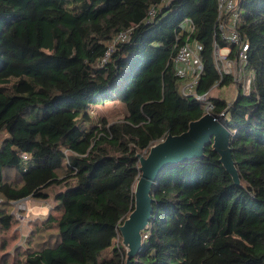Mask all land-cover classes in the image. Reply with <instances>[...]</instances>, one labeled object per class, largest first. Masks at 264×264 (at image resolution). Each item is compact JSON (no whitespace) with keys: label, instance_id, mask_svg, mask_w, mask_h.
<instances>
[{"label":"trees","instance_id":"16d2710c","mask_svg":"<svg viewBox=\"0 0 264 264\" xmlns=\"http://www.w3.org/2000/svg\"><path fill=\"white\" fill-rule=\"evenodd\" d=\"M238 2L253 78L231 103L210 102L227 113L239 186L210 145L163 168L129 264H264V0ZM217 19L216 0H0V230L16 226L15 202L51 197L54 209L22 242L21 264H126L118 228L134 207L137 155L204 115L181 94L176 51L201 46L196 94L233 83L216 68V47L237 50ZM106 101L120 120L92 117Z\"/></svg>","mask_w":264,"mask_h":264},{"label":"water","instance_id":"95a60500","mask_svg":"<svg viewBox=\"0 0 264 264\" xmlns=\"http://www.w3.org/2000/svg\"><path fill=\"white\" fill-rule=\"evenodd\" d=\"M226 111L220 115L204 114L188 125L180 135H167L162 141L152 145L147 154L137 155L139 177L134 186V207L119 226L121 245L126 253V264L142 248V231L146 229L152 216L151 188L160 171L168 165L201 159L206 146L218 155L233 183L239 186L238 172L232 159L230 148L231 132L223 125Z\"/></svg>","mask_w":264,"mask_h":264},{"label":"built area","instance_id":"2783aa9c","mask_svg":"<svg viewBox=\"0 0 264 264\" xmlns=\"http://www.w3.org/2000/svg\"><path fill=\"white\" fill-rule=\"evenodd\" d=\"M216 1L218 12L217 27L221 37L228 45L234 46L237 49L233 57H231L230 52L228 53L229 55L223 54L221 53V50L224 48L219 49L216 47L214 51L216 68L221 75L231 76L233 82L232 85L235 86L237 90L240 89L243 94H247L249 92L253 74L246 69V52L248 50V46L246 44L241 45L238 33L236 31V24L239 17V2L238 0ZM126 39V34L121 33L117 35L116 39L114 40V44L125 41ZM200 50L201 46L197 43L194 45L185 44L181 46L176 51L173 58V72L174 75L180 79H188L187 82H184V85L181 88V94L191 97L193 100H195V102L200 104L203 108L204 114L214 115L212 113L213 105L210 102V97H215L212 95V90L215 89L217 85L213 86L209 92L203 95H198L195 91L203 70L200 58L198 56V52ZM223 122V125H225V120ZM26 158L27 157L25 155H22L23 160ZM16 203L19 202H15L13 204ZM16 210H24V205H19ZM12 213L16 220L20 219V217L16 216L14 210H12Z\"/></svg>","mask_w":264,"mask_h":264},{"label":"rangeland","instance_id":"374dc122","mask_svg":"<svg viewBox=\"0 0 264 264\" xmlns=\"http://www.w3.org/2000/svg\"><path fill=\"white\" fill-rule=\"evenodd\" d=\"M236 91L237 88L233 85L223 86L221 88L217 85V87L212 90V95L217 97L223 96L229 103H231L236 96ZM90 113L94 119L104 117L112 123L121 119L122 110L119 102L106 101L95 106ZM146 154V151L140 153V155L144 156ZM9 177L16 179L13 173L10 174ZM19 205H24V210L17 211L16 209ZM12 209L20 219H18L19 221L16 220V226L14 225L13 229L9 232H2L0 230V264H4L3 262H5V264H21V253L24 250V247H21L22 242H24V240L29 237V234L32 233L34 225H40L49 215H54L53 201L51 197L49 199L40 200L30 198L13 204ZM50 232L44 233L43 240L48 238ZM37 242L38 237L34 238L31 245L34 246ZM3 243H6V249L4 250L2 249ZM115 243L118 242L116 241Z\"/></svg>","mask_w":264,"mask_h":264},{"label":"crops","instance_id":"0c3cea01","mask_svg":"<svg viewBox=\"0 0 264 264\" xmlns=\"http://www.w3.org/2000/svg\"><path fill=\"white\" fill-rule=\"evenodd\" d=\"M229 52H230V49L228 47H226L223 50H221V53H223V54H228ZM215 97H217V96H215Z\"/></svg>","mask_w":264,"mask_h":264},{"label":"clouds","instance_id":"9594fccd","mask_svg":"<svg viewBox=\"0 0 264 264\" xmlns=\"http://www.w3.org/2000/svg\"><path fill=\"white\" fill-rule=\"evenodd\" d=\"M22 201H24V200H22ZM22 201H21V202H22ZM19 202H20V201H19ZM17 221H18V220H17Z\"/></svg>","mask_w":264,"mask_h":264},{"label":"bare ground","instance_id":"6f19581e","mask_svg":"<svg viewBox=\"0 0 264 264\" xmlns=\"http://www.w3.org/2000/svg\"><path fill=\"white\" fill-rule=\"evenodd\" d=\"M162 141V140H161ZM160 142V141H159Z\"/></svg>","mask_w":264,"mask_h":264}]
</instances>
